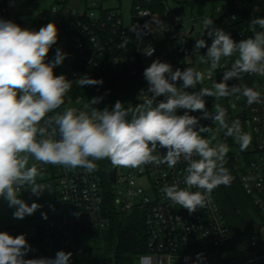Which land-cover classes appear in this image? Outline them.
<instances>
[{
	"label": "clouds",
	"instance_id": "obj_1",
	"mask_svg": "<svg viewBox=\"0 0 264 264\" xmlns=\"http://www.w3.org/2000/svg\"><path fill=\"white\" fill-rule=\"evenodd\" d=\"M153 20L159 27L161 22ZM202 26L201 37L207 34L212 43L208 46L205 39L199 38L194 48L207 47L206 55L200 57L208 65L205 71L193 67L173 71L171 64L157 59L144 70L149 94L143 95L137 106L125 108L117 100L111 109L99 110L94 105L103 98L93 97L83 108L67 107L57 112L73 83L54 71L66 53L57 49L55 58L47 61L49 50L58 40L57 26L49 22L36 31L0 19V197L15 208L13 218L24 219L41 207L36 202L29 206L19 197L24 189L36 196L46 189L37 183L41 176L38 165L81 168L92 173L97 170L95 162L100 160H108L116 168L131 169L148 164L174 168L183 160L187 164L185 187L166 184L161 191L173 205L190 214L210 202L215 188L230 185L232 177L224 166L230 149L227 143L217 140V132L223 129L224 135L234 138L242 151L250 145L251 136L243 131L238 119L227 122L226 109L219 103L210 113L205 97L218 101L239 94L249 105L264 102L260 91L228 83L242 74L264 77V17L252 19L249 28L253 35L239 42L216 27L211 18L204 17ZM129 31L141 39L151 34L152 27L148 22L143 26L136 23ZM129 42L125 38L119 47ZM140 51L150 57L155 49L146 47ZM234 55V62L223 72L220 82L213 81L211 88L186 91L203 85L205 76L211 79L213 72L223 67V58ZM177 82L182 83L178 86ZM75 83L83 88L102 85L103 80L81 76ZM161 96L164 99L157 102ZM181 109L184 113L178 115ZM197 111L202 113V119H211L218 127L201 125V118L190 115ZM205 133L209 134L207 138L202 135ZM158 148L166 149V154L161 155ZM194 188L198 190L192 191ZM42 216L47 219L45 213ZM30 251L33 249L24 234L14 237L0 232V264H69L72 256L60 250L54 258L26 259ZM143 260L141 257V264ZM194 264H202V254H197Z\"/></svg>",
	"mask_w": 264,
	"mask_h": 264
},
{
	"label": "built area",
	"instance_id": "obj_2",
	"mask_svg": "<svg viewBox=\"0 0 264 264\" xmlns=\"http://www.w3.org/2000/svg\"><path fill=\"white\" fill-rule=\"evenodd\" d=\"M33 1L39 4L45 0ZM105 1L109 0H85V7L75 11L68 7L69 3H65V0H55L52 5L41 8L34 14H19L13 4L0 0V19L11 20L17 24L25 18L34 17L41 27L54 22L59 30L58 38L63 43L68 41V34L74 32L70 38L71 45L80 51L90 67L110 65L115 68L119 64H130L131 75L136 76L137 83L135 99L127 104L132 107L142 103L143 95L149 94L148 82L143 73L154 60L159 59L161 62L171 64L173 71L194 68L188 58L197 53L207 52V47L195 50L196 40L203 38L207 43H212L207 34L205 37H194V25L189 30L185 29V22L177 7L171 6L170 0L164 2L165 10L161 14L136 7L135 11H131L130 24H125L122 14L117 9H105ZM198 1L206 4L208 0ZM225 3L222 8L214 7L212 15L208 17L213 19L214 25L218 28L238 22L241 17L233 6L241 7L242 0H226ZM257 17H264V10L253 15L252 19ZM153 18L162 24L159 29L161 39L155 40L151 31V34L143 35L134 44L129 42L126 47H119L124 39L128 38L127 29L133 21L141 23L146 21L155 26ZM203 18L199 20L202 22ZM249 25L240 34L239 41L253 35ZM146 47L155 49L152 56L142 54L140 49ZM235 58V55L223 58L221 60L223 67L217 69L216 76H212L211 79L205 76L203 85L207 83L212 86L213 81L220 82L223 72L230 69ZM242 77L258 78L256 86L264 96V77L255 74H242ZM177 83L179 86L182 82ZM228 83L230 86L234 85V82ZM203 85L186 90L199 91ZM163 99V96L158 97L157 102ZM207 101H211L212 104L206 105V108H211L216 103L212 97H205V102ZM218 101H225L232 108L223 107L226 109V117L230 116L227 122L230 124L231 121L238 119L243 131L251 136L249 154H245L239 144L233 141L234 138L224 135L223 129L217 132L220 142L227 143L229 147L235 146L239 150V154L229 153L233 154L241 172L240 182L245 194L250 198L254 210L264 217V102L249 105L243 102L238 94ZM85 103L88 101L81 96L68 97L63 109L56 111L63 112L67 107L83 108ZM183 113L184 110L181 109L177 114ZM190 115L202 117L201 112H192ZM202 122L209 124L212 120L201 118L200 124L204 126ZM210 127H213L212 124ZM202 135L207 138L209 134ZM158 151L161 155L166 154V149L158 148ZM186 167V162L181 160L174 168H168L166 164L159 166L148 164L142 168H129L122 174L118 168L116 182L111 183V188L106 189L96 171L86 173L81 168L68 170L63 166H53L50 169L52 177L49 180V188L55 195V205L40 226L47 254L54 258L60 250L73 253L77 250L81 235L108 230L114 222V214H111L107 204V195H111L115 212L119 217L129 218L136 215L146 228L147 253L135 258V264H141V257L144 258L143 264H194L197 254H202V264L263 263L264 248L256 257L248 260L233 261L226 258V250L230 251L236 235L219 203L215 189L210 194V202L192 214L179 205H173L165 197L161 191L164 185L178 183L181 188L185 187L183 177L186 174L184 171ZM39 169L41 173L47 171L44 165ZM113 184L117 185V188L114 189ZM261 224L264 226V222L261 221ZM258 233L259 229L254 231L251 243L253 248L258 246L255 237Z\"/></svg>",
	"mask_w": 264,
	"mask_h": 264
},
{
	"label": "trees",
	"instance_id": "obj_3",
	"mask_svg": "<svg viewBox=\"0 0 264 264\" xmlns=\"http://www.w3.org/2000/svg\"><path fill=\"white\" fill-rule=\"evenodd\" d=\"M165 1L167 0H132V12L139 6L161 14L165 10ZM5 2L13 4L14 0H5ZM242 2L243 5L241 7L233 6L241 16L239 21L232 22L225 27H220L225 32L229 33L236 42H239L240 34L248 27L253 15L264 10V0H242ZM65 3H69V0H65ZM177 10L179 11L180 9L177 8ZM136 23L143 26L146 21L144 23L133 21V24ZM17 24L22 28L36 31L41 27L34 17L25 18ZM129 28L127 29L128 38L130 43L134 44L137 38L135 34L129 31ZM73 33L74 32L68 34V41L66 43L61 42L58 38L57 43L52 46L47 56V61L50 62L55 58L57 49H61L67 54L63 63L54 69L56 75L63 74L67 79L73 81L70 91L64 97V101L68 97L81 96L89 102V99L93 97H102L103 99L101 102L94 105V107L99 110H103L105 107L111 109L117 100L121 101L123 105L130 104L131 101H134L137 83L136 76L131 75V65L119 64L115 68H112L110 65H103L101 67L88 66L80 51L76 50V48L71 45L72 41L70 38ZM207 45L210 46L211 44L207 43ZM81 76H88L98 80L102 79L103 84L85 86L83 88L79 87L76 85L75 80ZM59 109H63V105ZM203 124L204 126H211L212 123ZM212 126L213 129H215L213 124ZM217 140L220 142L218 133ZM243 152L249 154L246 150H243ZM95 163L97 164L96 172L100 176L104 187L106 189L111 188L108 173L113 166L110 161L100 160ZM224 166L230 168L235 173L239 171L232 153H227ZM107 204L111 209V214H114L113 225L103 232L108 237L106 238V250L110 257L107 260V264H135V258L147 253L148 236L146 228L136 215H131L129 218L119 217L115 212L111 195H107ZM256 213L261 221L264 222V217L261 216L258 211H256ZM0 232H8L14 237L20 234L25 235L23 228L18 225L0 227ZM25 237L33 249V251L27 254L25 257L26 259L40 257L50 258L46 252L41 230L38 231V235L36 236L25 235ZM260 264H264V262Z\"/></svg>",
	"mask_w": 264,
	"mask_h": 264
},
{
	"label": "rangeland",
	"instance_id": "obj_4",
	"mask_svg": "<svg viewBox=\"0 0 264 264\" xmlns=\"http://www.w3.org/2000/svg\"><path fill=\"white\" fill-rule=\"evenodd\" d=\"M55 0H45L41 3H36L33 0H14L13 6L17 13L19 14H34L41 8H47L52 5ZM226 0H208L206 4L201 3L198 0H170L169 3L172 7L179 8L180 16L185 22V29L189 30L192 25L195 26V36L201 37L202 33V22L199 20L202 17H210L213 13V8L218 6L222 8L226 3ZM86 5L85 0H69L68 7L72 10H82ZM133 7L132 0H109L104 2L105 9H117L123 16L125 24H130L131 22V11ZM194 19H197L194 21ZM152 34L155 40L162 38V35L159 33V29L162 27L160 24L159 27L151 25ZM206 34L203 36L205 37ZM201 55H206V53L201 52L197 53L188 58L189 62L193 63L194 68L200 71H205L208 67L207 64H204L200 57ZM216 70L213 72L212 76H216ZM236 79L230 80L236 85ZM203 87L211 88V85L204 84ZM188 91V90H186ZM191 93V91H188ZM214 98V97H212ZM215 99V98H214ZM222 107L227 106L231 108L225 101H216ZM215 103V104H216ZM232 109V108H231ZM211 113L214 112V107L207 108ZM199 112V111H197ZM200 113V112H199ZM230 116L226 117V120H229ZM212 124L214 122L212 121ZM218 127V125H215ZM236 142L235 140H233ZM230 151L233 154L238 153L239 150L237 147H229ZM249 148L246 149L248 151ZM228 152V153H229ZM255 157V156H253ZM32 161H30V164ZM41 165H38L40 168ZM47 169L46 172L41 173V176L37 178L39 184L43 185L46 189L40 196L33 195L30 189H24L20 192L19 197L29 204V206L36 202L41 205V207L32 215L26 216L24 219H15L13 218V212L15 208L9 207L8 202L0 197V227H9V226H21L26 236H36L38 235L39 226L44 223L45 218L42 216V213H47L54 207V194L49 188V180L52 177V172L50 169L53 168L52 165H44ZM129 168H119V173H125ZM232 179L231 183L228 186L220 185L215 188L216 196L219 200V203L224 205V198L229 202L231 208V216L229 219L235 222L238 227V234L234 240L232 248L230 251L226 250V258H229L233 261H242L248 260L253 257H256L259 252L264 248V226L259 229V233L255 235L258 246L252 247V238L254 237V232L247 231L243 233L244 226H252L253 220H258L255 217L253 211L252 202L250 198L241 191L240 180L241 172L232 173L230 168H227ZM112 187L115 189L117 185L113 184ZM220 198V199H219ZM45 205L47 206L45 208ZM223 207V206H222ZM258 224H261V221L258 220ZM254 225V224H253ZM249 230V229H248ZM108 238L105 233H90L87 235H81L79 237V242L77 245V250L72 253L69 264H107V260L110 255L106 250V242Z\"/></svg>",
	"mask_w": 264,
	"mask_h": 264
},
{
	"label": "crops",
	"instance_id": "obj_5",
	"mask_svg": "<svg viewBox=\"0 0 264 264\" xmlns=\"http://www.w3.org/2000/svg\"><path fill=\"white\" fill-rule=\"evenodd\" d=\"M256 80H258V78H253V77H242V78H240L239 80H237L235 83H236V85H239V86H244V85H246V86H248V87H251V88H253V89H255V90H257V91H260L259 90V88L256 86ZM239 95V94H238ZM239 97L241 98V100L243 101V102H246L247 103V101H246V98H244L242 95H239ZM227 168V167H226ZM231 172L233 173L234 171L233 170H231ZM235 173V172H234ZM37 183H38V181H37ZM240 184H238L239 186H240V189H241V191L243 192V193H245L244 192V190H243V187H242V185H241V182H239ZM223 198H224V205H222L223 206V209H224V212H225V214H226V217H227V220H228V222L230 223V225H231V227H232V229H233V231H234V233H235V235H236V237H237V234H238V227H237V225L235 224V222H233V221H231V219H229V215L231 214V208H230V204H229V202L228 201H226V197L225 196H222V200H223ZM220 199V198H219ZM54 205H55V196H54ZM47 206L45 205V208H46ZM253 207V206H252ZM253 211H254V213H255V217L256 218H258V220H260V218H259V216L257 215V213H256V211L254 210V208H253ZM231 216V215H230ZM258 220H253V224H252V226H244V229H243V233H245V232H247V231H255V230H257V229H260L261 228V226H262V224H258ZM263 227V226H262ZM249 229V230H248ZM40 230V226H39V229H38V231Z\"/></svg>",
	"mask_w": 264,
	"mask_h": 264
},
{
	"label": "water",
	"instance_id": "obj_6",
	"mask_svg": "<svg viewBox=\"0 0 264 264\" xmlns=\"http://www.w3.org/2000/svg\"><path fill=\"white\" fill-rule=\"evenodd\" d=\"M211 104H212L211 101H207V102H206V105H207V106H210ZM124 107L127 108V107H129V106L126 104V105H124ZM117 173H118V168H116V167H113V168L109 171V173H108V177H109V181H110L111 183H115V182H116V179H117Z\"/></svg>",
	"mask_w": 264,
	"mask_h": 264
}]
</instances>
